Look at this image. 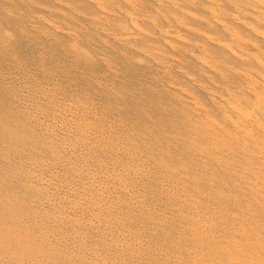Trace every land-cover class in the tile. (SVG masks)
I'll list each match as a JSON object with an SVG mask.
<instances>
[{"label": "bare ground", "instance_id": "6f19581e", "mask_svg": "<svg viewBox=\"0 0 264 264\" xmlns=\"http://www.w3.org/2000/svg\"><path fill=\"white\" fill-rule=\"evenodd\" d=\"M76 1L0 0V264H264V0Z\"/></svg>", "mask_w": 264, "mask_h": 264}, {"label": "rangeland", "instance_id": "374dc122", "mask_svg": "<svg viewBox=\"0 0 264 264\" xmlns=\"http://www.w3.org/2000/svg\"><path fill=\"white\" fill-rule=\"evenodd\" d=\"M40 1H43V0H40ZM82 1L83 0H77L76 2H73V4L77 7V8H79V9H81L82 8V11H87V15H86V17L85 18H76L77 19V22H80V24H88L87 23V21H86V19L87 20H90V22L92 21V18L93 17H100V11H98V10H91V9H89V10H87V7H84V5H85V2L83 1V4H82ZM45 2V1H44ZM81 7V8H80ZM141 7L142 6H139L138 7V9H141ZM111 11H113V15L112 16H110V17H114V19L115 20H118V19H120V18H123V20H125L126 18L124 17V16H121V14H120V12L118 11V12H115V9L114 10H112L111 9ZM44 13V12H43ZM44 16H47L46 15V12L44 13ZM76 16H79V15H76ZM89 16V17H88ZM0 18H2L3 20L6 18V14L3 12V11H1L0 12ZM141 22V21H140ZM198 23V22H197ZM141 24H143V26H144V28H145V24H144V22L142 21L141 22ZM196 24V23H195ZM199 25V24H198ZM87 26V25H86ZM200 26H203V25H200ZM12 31H13V33H17V29H11ZM89 33V35H92L93 34V36H91L92 37V42H89V44L87 45L88 46V50H89V52H91L92 53V55H94V56H96V57H98L99 55H100V49H99V47H98V44H99V41L101 42V40L103 39V33L102 32H96V31H92V32H88ZM95 33V34H94ZM82 41H86L85 39H82ZM49 44V43H48ZM122 48V47H121ZM123 49V48H122ZM121 49V50H122ZM195 52H196V50H194ZM123 52V51H122ZM112 63H114V60H112ZM85 67V69H87L88 71H92V74H105V78H107L108 77V75H109V77L107 78V79H110L111 78V73H113L114 74V71H108L107 70V67L106 66H104V63H101V62H99V60H97L96 59V63H95V65H94V67L93 68H91V67H86V66H84ZM93 70L95 71V72H93ZM155 69H153V68H151L150 69V72H148V71H146V73L145 74H151V73H155ZM102 72V73H101ZM115 73L117 74V78H114L113 79V81L116 83V84H118V83H120V81H119V77H121L122 76V74L121 73H119V71H117V69L115 68ZM191 74H193V75H195V77L196 78H198V79H200V80H203L204 79V77L201 75V74H199V73H197V72H194V71H191ZM154 75H156V74H154ZM144 77V76H143ZM216 77V76H215ZM205 80V79H204ZM106 97V96H105ZM104 97V98H105ZM110 97H113L112 96V94H110Z\"/></svg>", "mask_w": 264, "mask_h": 264}]
</instances>
